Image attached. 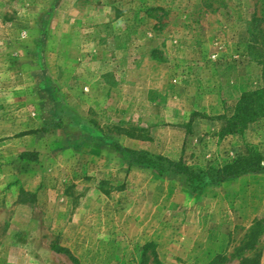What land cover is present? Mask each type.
<instances>
[{
	"label": "rangeland",
	"instance_id": "1",
	"mask_svg": "<svg viewBox=\"0 0 264 264\" xmlns=\"http://www.w3.org/2000/svg\"><path fill=\"white\" fill-rule=\"evenodd\" d=\"M263 71L264 0H0V264H264V170L193 193L117 151L264 156V116L221 135Z\"/></svg>",
	"mask_w": 264,
	"mask_h": 264
},
{
	"label": "trees",
	"instance_id": "2",
	"mask_svg": "<svg viewBox=\"0 0 264 264\" xmlns=\"http://www.w3.org/2000/svg\"><path fill=\"white\" fill-rule=\"evenodd\" d=\"M251 47L252 49L256 48V43L254 42ZM262 80L263 87L261 89L241 96L231 117L221 118L224 121L221 135L239 134L255 119L264 116V71ZM117 151L124 156L131 167L148 169L158 177L168 179L178 177L183 181L184 186L193 193L213 184L220 185L264 170V156L252 147L248 149L245 156L236 157L225 165L210 164L206 167L189 166L182 159L174 160L145 150L118 148ZM52 250L70 256L66 250L55 249V247H52ZM149 251H151V259L148 256ZM140 264H162L156 253L155 244L147 243L142 247ZM242 264H258V262L250 260Z\"/></svg>",
	"mask_w": 264,
	"mask_h": 264
}]
</instances>
